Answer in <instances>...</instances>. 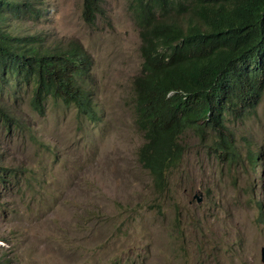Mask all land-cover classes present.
I'll list each match as a JSON object with an SVG mask.
<instances>
[{"label": "rangeland", "instance_id": "obj_1", "mask_svg": "<svg viewBox=\"0 0 264 264\" xmlns=\"http://www.w3.org/2000/svg\"><path fill=\"white\" fill-rule=\"evenodd\" d=\"M33 2L41 16L10 17L8 28L40 36L44 49L80 44L92 59L99 119L91 124L52 100L40 115L27 93L8 103L22 127L0 124V166L18 174L0 184V264H264V96L229 123L241 155L243 138L260 152L253 170L209 153V133L187 131L183 160L159 189L138 157L133 3L102 0L89 21L84 0Z\"/></svg>", "mask_w": 264, "mask_h": 264}, {"label": "trees", "instance_id": "obj_2", "mask_svg": "<svg viewBox=\"0 0 264 264\" xmlns=\"http://www.w3.org/2000/svg\"><path fill=\"white\" fill-rule=\"evenodd\" d=\"M130 1L142 58L131 92L134 123L144 140L138 157L159 189L183 160L187 131L209 133V153L253 170L260 152L243 138L247 150L241 155L229 123L248 117L263 100L264 0ZM84 2L89 21L102 14V0ZM41 14L33 0H0V124L22 127L8 103L23 93L40 115L52 100L93 124L99 117L89 85L90 54L76 42L44 49L40 36H18L7 26L10 17L37 20ZM8 173L0 166L1 185L9 175L18 177ZM259 218L264 221L263 211Z\"/></svg>", "mask_w": 264, "mask_h": 264}, {"label": "water", "instance_id": "obj_3", "mask_svg": "<svg viewBox=\"0 0 264 264\" xmlns=\"http://www.w3.org/2000/svg\"><path fill=\"white\" fill-rule=\"evenodd\" d=\"M198 201L201 202L202 200L199 198ZM261 260H262V262H264V245L261 249Z\"/></svg>", "mask_w": 264, "mask_h": 264}, {"label": "bare ground", "instance_id": "obj_4", "mask_svg": "<svg viewBox=\"0 0 264 264\" xmlns=\"http://www.w3.org/2000/svg\"><path fill=\"white\" fill-rule=\"evenodd\" d=\"M259 155V154H258ZM264 162V161H263Z\"/></svg>", "mask_w": 264, "mask_h": 264}]
</instances>
